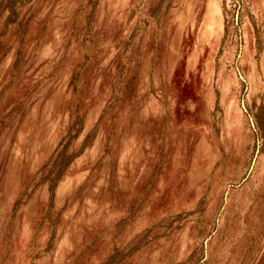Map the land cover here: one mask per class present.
<instances>
[{
  "label": "rangeland",
  "instance_id": "374dc122",
  "mask_svg": "<svg viewBox=\"0 0 264 264\" xmlns=\"http://www.w3.org/2000/svg\"><path fill=\"white\" fill-rule=\"evenodd\" d=\"M0 264H264V0H0Z\"/></svg>",
  "mask_w": 264,
  "mask_h": 264
}]
</instances>
